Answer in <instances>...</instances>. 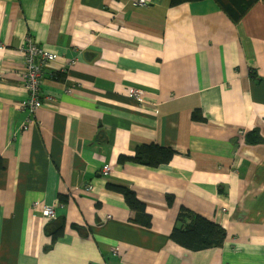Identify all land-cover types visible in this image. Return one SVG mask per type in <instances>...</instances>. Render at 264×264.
Segmentation results:
<instances>
[{
  "label": "crops",
  "instance_id": "obj_1",
  "mask_svg": "<svg viewBox=\"0 0 264 264\" xmlns=\"http://www.w3.org/2000/svg\"><path fill=\"white\" fill-rule=\"evenodd\" d=\"M137 1L0 0V264H264V2L235 22L213 0ZM29 42L58 57L35 117ZM151 144L177 155L119 163ZM56 201V220L33 209ZM182 208L223 246L175 243Z\"/></svg>",
  "mask_w": 264,
  "mask_h": 264
},
{
  "label": "trees",
  "instance_id": "obj_2",
  "mask_svg": "<svg viewBox=\"0 0 264 264\" xmlns=\"http://www.w3.org/2000/svg\"><path fill=\"white\" fill-rule=\"evenodd\" d=\"M203 1L206 0H171L173 6ZM213 1L235 22L241 20L258 2H264V0ZM193 120L200 121L203 119L198 112H195L193 114ZM176 155L177 152L173 148H165L151 144L138 147L135 155L132 157L120 156L118 161L120 164L133 162L157 168L171 163ZM2 167V161L0 160V170ZM118 190L125 196L129 206L137 211L139 219L143 216L146 219V225H149L150 220L148 216L143 215L145 211L144 204L136 198V195L133 192L124 188H120ZM170 202H172V200ZM57 235L58 232L55 233V236ZM226 237L227 233L220 225L187 208H182L177 219V226L172 233L171 239L185 249L193 252H201L209 249H219L223 246Z\"/></svg>",
  "mask_w": 264,
  "mask_h": 264
},
{
  "label": "built area",
  "instance_id": "obj_3",
  "mask_svg": "<svg viewBox=\"0 0 264 264\" xmlns=\"http://www.w3.org/2000/svg\"><path fill=\"white\" fill-rule=\"evenodd\" d=\"M151 0H138L136 5L147 6ZM25 54V89L28 91L27 99L21 104V109L25 110L29 116L35 117L38 111L43 107L41 94V80L44 77V70L50 62L57 60V55L45 51L37 44L29 42L24 49ZM131 96L139 103L144 101V92L142 90L134 89L131 91ZM110 166L103 168V174L107 176L111 171ZM91 190V188L89 187ZM60 203L58 201L52 204H43L36 202L33 204V209L41 212L42 216L48 220H56L58 218V210ZM114 220V217H110ZM117 250H115L116 252Z\"/></svg>",
  "mask_w": 264,
  "mask_h": 264
}]
</instances>
